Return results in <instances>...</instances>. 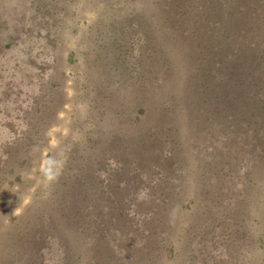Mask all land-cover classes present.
Masks as SVG:
<instances>
[{
	"label": "rangeland",
	"instance_id": "1",
	"mask_svg": "<svg viewBox=\"0 0 264 264\" xmlns=\"http://www.w3.org/2000/svg\"><path fill=\"white\" fill-rule=\"evenodd\" d=\"M135 1L0 0V200L13 203L9 182L18 174L34 181L16 204L22 228L7 230L2 219L0 264H29V245H46L42 256L50 264H59L61 253L66 264H264V248L253 238L238 241L223 223L212 227L198 207L194 214L176 207L194 199L217 216L249 211L254 235L264 238V134L250 130L264 112V25L255 7L264 0ZM230 71L241 76L228 81ZM232 82L243 86L242 99L261 93L259 101L250 97V117L235 122L245 134L227 122ZM212 84L223 91L219 100ZM49 99L44 150L25 155L27 168L15 161L17 172L5 176L15 142ZM140 105L147 113L135 124ZM69 148L84 178L73 182L75 198L94 202L96 223H70L61 182ZM105 148L122 166L103 163L97 176L106 185L114 180V188L91 190L88 177ZM49 160L57 176L45 182ZM147 197L154 200L141 204ZM122 198L141 211L131 222L119 215ZM37 208L45 214L33 216ZM149 212L155 235L145 226ZM169 242L174 251L161 257Z\"/></svg>",
	"mask_w": 264,
	"mask_h": 264
},
{
	"label": "trees",
	"instance_id": "2",
	"mask_svg": "<svg viewBox=\"0 0 264 264\" xmlns=\"http://www.w3.org/2000/svg\"><path fill=\"white\" fill-rule=\"evenodd\" d=\"M133 1H135V0H133ZM136 2H138V0H136L134 3H136ZM257 2H260V0H258ZM257 6H258V8H257ZM255 7H256L257 12H258V18L261 21L260 23L262 25H264V4H262V5L260 4V6H259L255 3ZM247 24H248V22L246 21L245 25H247ZM241 27L243 28V22L242 21H241ZM232 56L234 57L235 53H233ZM250 60H248V62ZM255 65L259 66V61L257 63H255ZM241 72H243V71L240 70L238 74H240ZM135 74L137 75V76H134L135 78H138L140 76L139 72H137ZM218 74H219V76H221V72H219ZM238 74L230 71L227 74V80L232 81L235 77L241 76ZM260 75H262L261 71H260ZM247 76L252 77V76H255V74L248 72V73H246V77ZM59 82L60 81H57L58 84H60ZM239 83L240 82L230 83L231 88L226 90V94H228L230 96V99H231L230 104H229V108H228V119H229V121H227L228 125L231 129H233L235 131H237L235 129V126L240 127L241 128L240 133H239V135H240L242 132L244 134L246 133L247 127H245L243 129V127L237 125L235 122L240 117L241 118L250 117L249 113L247 112V110L249 109V104L254 102L255 100L259 101V99L261 98V93L260 92L250 93L249 97H247L246 99H242L241 96L243 93L242 92L243 86H241ZM212 85H214V87L211 89L210 94L213 98L219 100L222 97L223 91L222 90L220 91V88L217 87L215 84H212ZM256 93H257V95H255ZM5 96H7V94H5ZM250 97L255 99V100L250 99ZM49 101H50V99L48 101H43L42 106L39 108V111L37 110V113L39 116H36L32 120V122H34V123H32V124L28 123V127H29L28 131L29 132L27 134H23V136L20 138V140L16 141L15 144L13 143L14 145H19V146L12 148L13 149V152H12L13 156H12V160H11V158L7 159V170H6V173H4L5 176L9 177L10 173L14 174L17 172L18 164L16 162H18V160H20V161L23 160L20 165L23 166L24 168H27L31 164L30 161H28V159H24L26 154L31 155V153L34 150H36V148L38 150H41V151L44 150L43 149V140L40 137V129H41V127H43L45 121L48 118L47 116L50 114V110H49L50 109V102ZM256 110H257V108H256ZM146 113H147L146 109L142 105L138 106L137 114L134 117L135 124H138L141 117L145 116ZM262 115H263L262 123L259 122L260 118L256 119L253 122V125L250 128V130L252 132H259V133L264 134V112L263 111H262ZM224 116H225V114H224ZM240 123L243 124L242 120H240ZM254 135H256V134H253V136ZM84 138H85V136H84ZM251 140H252V143H256L258 138H254L251 136ZM84 143H85V141H84ZM155 145H157V144H155ZM84 147H85V144H84ZM157 147H158V145H157ZM159 149H160V147H159ZM68 150H69V152L67 153V155L65 157V160H66L65 162L68 164V167H69L67 179H71V180L68 181L67 179L62 178L61 182H64L66 192L70 196V199H68L67 205H66L67 209L70 212L72 211L71 216H73V217L70 218V220H71L70 223L72 225L75 224L76 226H79L80 224H84V223L87 224V223H90L91 221L95 222L94 219L97 218V215H96V210H95L96 206H95L94 202L93 201L92 202L91 201H84V200H81L79 198H75L77 196V193H79V190H78V186L73 184V182H75L77 184L80 182L79 184H83L84 178H83V174H82L81 170H78L76 165L73 163V160H74L73 151H72L73 149L69 148ZM109 150L110 149H107V148L99 150L100 161L98 164V169L91 171V173H90L91 176L88 177V179H89L88 184H91L93 182L91 190L102 191L105 189L114 188V185L112 184V182H114V180H112L109 185H106L105 181L103 179L101 180L97 176L98 172H100L102 170V164L103 163H105L106 164L105 166L109 167L110 169H112L110 166L111 163H114L118 166H122V162L120 160L113 158V156H111L109 154ZM21 152H23V154L20 156L19 154ZM51 152H53L55 155V151H50L49 156H50ZM8 155H10V154H8ZM226 162L229 165L233 161H231V158H229L226 161L225 160L223 161L224 164ZM94 163H95V161L92 164H94ZM109 171H112V170H109ZM136 171L138 173H144V171H142L139 168H136ZM219 172H220V170L216 171V168H215V171L213 170L214 176L220 180H225L223 178V174L219 173ZM118 174H123V173H118ZM17 179L18 180H16V178H15L14 180L9 182V185L11 186V188L9 186V189L11 190V195L14 198L13 203H10V202L8 203V201H5V200L1 201L0 200V225L2 226V224H3L2 219L7 218V220H5L6 224L4 226V227L8 226L7 230L10 228H13V229L14 228L15 229H21L22 228V224L24 223L23 222L24 220L19 217L22 215L21 214L22 212L19 211L20 213H16L15 210H16V208H18V206L20 207V205H22V203L25 201V199L22 198V196L24 194L23 187H29L30 185H34V181L32 179H23V177L20 176L19 174L17 176ZM16 181H19V184L15 186L14 183ZM36 188H43V186L38 185V186H36ZM0 190H1L0 192H2L1 185H0ZM44 191H42V193L45 194ZM0 197L2 198L1 193H0ZM71 197H73V198H71ZM263 198H264V196L262 195L261 199H263ZM5 199L8 200L9 198L6 197ZM152 200H154V199H150V197H147V198L143 199L141 204L147 205V204L151 203ZM155 200H157V199H155ZM183 200L179 201V203L176 206L181 211H182V208H184V209H188V211H192L193 212L192 214H194L195 211L197 210L196 207H198V210H197L198 214L203 219H207L208 222L211 223L212 227H218L220 224L223 223L225 225L223 229L228 231V234L230 237L233 236V238L237 239L238 241H241V239L247 240V238L248 239L253 238L251 240L252 242H255V241L258 242V244L255 243V246L259 245L260 248H262V249L264 248V238H262L256 234L254 235L256 225H255V223H252L249 220V218H248V214H250L249 211L246 212L247 215H245V214L242 215V213L237 212L238 217L236 216L234 211H232V212L229 211V213H224V215H218L217 216L215 214L207 213L203 207L200 209L199 203L195 202L194 199H192V200L188 199V200H184V201ZM116 202L119 204V215L122 216V218L125 222H131L133 215H139V212H141V211H136L137 210V209H135L136 207H133L132 205L128 207L127 204H128V202H130L129 199L122 198V199H119V201L117 200ZM10 206L12 207V212L9 211ZM30 211H32V210H30ZM44 211L45 210L42 208L34 209L33 212H35V213L33 214V216L36 213L40 214V212L45 214ZM5 212H9L10 215L4 216ZM140 214L142 217L145 216V213H140ZM152 217H153V215H151V213L149 212V217L145 218L144 222H145L146 228H150L153 235H155V230L157 229V225L155 224V221H153ZM43 218L44 217L40 218V220ZM247 219H248V221H247ZM46 221L48 222V224H52V223H49L48 218ZM29 223L30 222L27 221V224L24 225L23 228L24 229L30 228ZM1 226H0V233L2 231ZM37 226L39 227V225H36L34 227H37ZM47 231L48 230L46 229V231H45L46 237L48 236ZM37 234H41V231H39ZM158 239H159V237H158ZM166 244H167V242H166ZM29 246L31 248V254H30V257L27 261L29 264H50V263L46 262V260L42 256L44 253V250L47 248L46 245H41V246L40 245H37V246L36 245H29ZM161 250L163 251L161 254V257H163L164 255H167V254L171 255V252L174 251V248L173 247L171 248L170 242H169V244L165 245L164 249H161ZM63 255H64L63 253L58 255L59 260H61V261H59V264H66V258ZM0 260H1V257H0ZM15 262H17V261L10 259L8 264H16Z\"/></svg>",
	"mask_w": 264,
	"mask_h": 264
},
{
	"label": "clouds",
	"instance_id": "3",
	"mask_svg": "<svg viewBox=\"0 0 264 264\" xmlns=\"http://www.w3.org/2000/svg\"><path fill=\"white\" fill-rule=\"evenodd\" d=\"M52 165L53 161L49 160L42 169L43 179L45 182H50L56 179L57 173L53 171Z\"/></svg>",
	"mask_w": 264,
	"mask_h": 264
}]
</instances>
